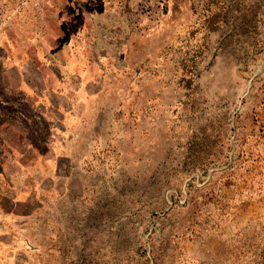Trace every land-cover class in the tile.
I'll return each mask as SVG.
<instances>
[{"label":"rangeland","instance_id":"374dc122","mask_svg":"<svg viewBox=\"0 0 264 264\" xmlns=\"http://www.w3.org/2000/svg\"><path fill=\"white\" fill-rule=\"evenodd\" d=\"M138 1L139 19H93L97 73L82 70L73 143L50 169L44 123L5 86L46 28L23 19L41 0H0V175L43 188L18 250L30 264H264V0Z\"/></svg>","mask_w":264,"mask_h":264},{"label":"crops","instance_id":"0c3cea01","mask_svg":"<svg viewBox=\"0 0 264 264\" xmlns=\"http://www.w3.org/2000/svg\"><path fill=\"white\" fill-rule=\"evenodd\" d=\"M39 12L36 18L32 12L23 19H44L46 28L36 34V41H27L25 47L15 50V61L7 66L14 78L9 76L5 86L20 93L36 110L35 118L44 123L47 138L42 144L49 154L41 162L45 168L55 169L65 160L66 144L73 143L72 120L80 117L74 105L87 96L80 83L82 70L96 72L93 19H139V1L41 0ZM87 29L90 32H84ZM39 130L33 134L40 135ZM29 150L39 149L31 143ZM16 181L13 176L0 175V264H30L18 249L26 245L24 223L34 215L43 188L39 182L26 187Z\"/></svg>","mask_w":264,"mask_h":264}]
</instances>
